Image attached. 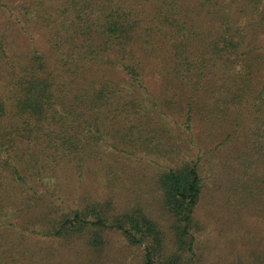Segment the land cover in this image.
I'll return each instance as SVG.
<instances>
[{
  "label": "trees",
  "instance_id": "16d2710c",
  "mask_svg": "<svg viewBox=\"0 0 264 264\" xmlns=\"http://www.w3.org/2000/svg\"><path fill=\"white\" fill-rule=\"evenodd\" d=\"M218 194L264 219V0H0V264H222Z\"/></svg>",
  "mask_w": 264,
  "mask_h": 264
},
{
  "label": "rangeland",
  "instance_id": "374dc122",
  "mask_svg": "<svg viewBox=\"0 0 264 264\" xmlns=\"http://www.w3.org/2000/svg\"><path fill=\"white\" fill-rule=\"evenodd\" d=\"M190 153V158H194L197 155V153L193 150H191ZM136 167V173L139 176L138 181L142 182L140 185L143 187H145L147 184L149 185V181L154 175L151 171L152 168L146 164L137 165ZM145 173H147V176ZM99 183L100 182H98V184ZM98 184L96 183L92 185V189L94 191H97L98 194L110 193L109 189L101 187ZM223 196L224 195L221 194L216 196H207L199 206L198 216L205 223L204 228L202 229V239L205 246H207V260L220 261V263L225 264L230 260L229 256L231 253L234 255L237 253L240 255H248L249 253L251 254V251H245V249L252 246L254 241L258 243L259 246L263 243V246L260 249L264 251V219L249 217L243 214L241 215L242 220L239 219L240 221L238 220L235 226L231 227L227 222V216H229L227 211L231 210V208H225L222 201L220 203L214 201L217 199V197L220 200V198H223ZM211 202H213V204H210ZM210 211L212 212L211 215L208 213ZM239 216V214H235L231 215V218H237ZM236 236L237 240L235 241ZM113 237V249L111 250V257L108 260V264H134L133 254L130 250L127 251V247H129L128 244L123 242L122 238L119 236ZM234 242L238 244L236 245L237 249L234 250L235 252H232ZM35 243L37 245L43 246L44 248L46 246H50V243H46L45 241H42V239H36ZM137 249L138 251L140 250L138 247ZM57 251H61V253L58 254ZM121 252H126L125 257L119 256V253ZM52 253L62 255L63 260L67 258V254L64 252V250H62L60 246L55 243L53 249L49 251L47 255H51ZM121 258H125V260H121ZM69 262H73L74 264H82L79 260L75 261L73 258H70ZM55 264L63 263L59 262L58 260V262H55Z\"/></svg>",
  "mask_w": 264,
  "mask_h": 264
}]
</instances>
